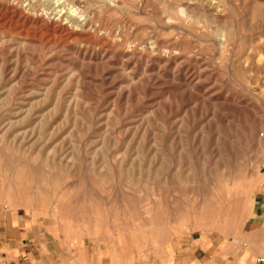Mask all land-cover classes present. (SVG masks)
I'll return each instance as SVG.
<instances>
[{
	"label": "rangeland",
	"instance_id": "obj_1",
	"mask_svg": "<svg viewBox=\"0 0 264 264\" xmlns=\"http://www.w3.org/2000/svg\"><path fill=\"white\" fill-rule=\"evenodd\" d=\"M263 158L264 0H0V206L248 233Z\"/></svg>",
	"mask_w": 264,
	"mask_h": 264
},
{
	"label": "crops",
	"instance_id": "obj_2",
	"mask_svg": "<svg viewBox=\"0 0 264 264\" xmlns=\"http://www.w3.org/2000/svg\"><path fill=\"white\" fill-rule=\"evenodd\" d=\"M248 233L182 232L156 240L115 232L67 236L50 219L0 206V264H262L264 186Z\"/></svg>",
	"mask_w": 264,
	"mask_h": 264
},
{
	"label": "built area",
	"instance_id": "obj_3",
	"mask_svg": "<svg viewBox=\"0 0 264 264\" xmlns=\"http://www.w3.org/2000/svg\"><path fill=\"white\" fill-rule=\"evenodd\" d=\"M261 168H262V170H263V172H264V158H263V160H262ZM256 262H257V263H262V264H264V258H263V257L257 258Z\"/></svg>",
	"mask_w": 264,
	"mask_h": 264
},
{
	"label": "bare ground",
	"instance_id": "obj_4",
	"mask_svg": "<svg viewBox=\"0 0 264 264\" xmlns=\"http://www.w3.org/2000/svg\"><path fill=\"white\" fill-rule=\"evenodd\" d=\"M116 1V0H115ZM107 3V2H106ZM113 3V2H112ZM108 4H109V2H108ZM114 4V3H113ZM112 6V5H111ZM113 7V6H112Z\"/></svg>",
	"mask_w": 264,
	"mask_h": 264
}]
</instances>
